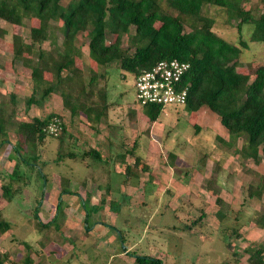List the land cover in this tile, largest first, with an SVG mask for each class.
Masks as SVG:
<instances>
[{"label":"rangeland","instance_id":"1","mask_svg":"<svg viewBox=\"0 0 264 264\" xmlns=\"http://www.w3.org/2000/svg\"><path fill=\"white\" fill-rule=\"evenodd\" d=\"M68 1L62 0L61 3L66 5ZM240 2L245 8L251 9L253 16L264 10L262 0ZM167 11L171 14L175 13L172 9ZM204 14L213 19V30L217 34L229 42L237 41L236 21L227 22L222 9L206 6ZM29 24L37 25V21L24 20L22 26H9L2 22L8 33L5 35L6 39L0 38V104L3 105L6 122L5 129L0 132V186L9 182L11 187L7 191L10 192L8 198L10 200H3L6 199L3 196V199L0 198L2 218L18 227L38 224L34 209L41 199L43 190H47L42 196L43 203L53 212L52 204L55 202V197L51 196V193L56 187L55 183L59 182L57 177L61 179L60 188L77 190L76 183L90 174L123 173V166L112 160H105L102 167V165L98 166L95 159H88L89 165L86 166L80 159L64 154L72 151L78 155L85 144H93L100 148L103 158H106L108 150L113 153L123 151L121 144L129 149L136 133L138 135L136 154L148 167L146 172L131 168L134 177L139 178L131 179L129 182H139L144 185L141 187L144 191L140 189L139 196L135 192L137 198L134 203L140 210L129 212L124 204L119 203L118 198L110 206L87 204L83 208V215H88L87 220L91 226L94 221H101L104 224L110 222L121 230L123 243L113 244L114 247L120 250L126 245L131 249L126 257H114L107 264H138L135 260L137 255H159L164 264H250L246 260L247 251L257 246L264 248V222L262 226L257 223V216L264 215V196L248 198L246 186L248 183H255L257 176L264 173V157L255 164L252 160L240 156L236 149L246 140L245 136L228 145L229 138L218 115L205 106L196 112H189L184 105L168 104L163 107L157 119L149 123L135 100L134 77L123 72L117 61L109 66L96 67L88 56L85 34L78 35L77 44L82 49V55L76 59V65L84 67L86 79L88 70L96 72L98 84L105 86L107 100L112 105L111 110L114 109L105 121L113 123L114 128L110 129L109 134L116 142L109 145L102 138L106 129L101 123L97 124V133H92L95 136L91 137L88 131H84L83 123H79L84 116L76 113L73 116L74 129L71 131L76 135V141L64 139L58 142L56 138L49 136L36 148L25 145L26 151L31 153L27 158L30 164H19V170L16 171V176L19 177L10 179L16 160L12 143L17 140L15 135L17 123L34 117H45L51 112L61 115L62 120L65 118L62 114L65 108L57 90L43 99L39 98L41 92L38 90L35 93L36 102L31 105L25 103L31 94L33 83L27 69L11 63L8 42L10 33L27 38ZM250 31V24L242 26L241 35L247 41L248 48L242 51L235 68L240 73L248 74L251 79L256 65L264 63V42L248 41ZM56 35L60 43L61 24H58ZM113 39V34H106V42H111ZM126 44L127 37L124 35L123 46ZM50 47L48 41L41 44V48ZM45 76L50 78L48 73ZM68 76L69 74L64 71L63 77L66 79ZM10 94L14 96L13 101L9 99ZM115 126L120 129H115ZM5 139L7 140L3 142ZM200 152L205 153L206 159L203 165L200 163ZM171 154L175 158L172 159ZM132 160V157L128 156L127 162L131 164ZM38 167L47 174L44 186L41 185L42 173L38 174ZM35 177L39 184L38 181L33 180ZM109 183L115 191L117 180L111 179ZM172 209L179 210L178 213L181 212L183 219L186 217L185 211L192 218L203 212L202 226L183 231L171 229V225H180L172 217ZM149 213H151L150 221H148ZM68 218L66 212L59 211L53 220L52 228L58 232L60 241L65 238L63 224ZM34 229L37 232V229ZM18 234H20L19 229L14 235ZM227 234H230L231 249L226 247L224 236ZM5 235H7L6 231H0V258L7 245L8 239L6 240ZM81 248L82 246L80 247L77 242H70L71 258L66 255L64 260L69 259L68 263L72 260L71 264L106 263L105 253L98 252L95 245H89L86 252H81Z\"/></svg>","mask_w":264,"mask_h":264},{"label":"trees","instance_id":"2","mask_svg":"<svg viewBox=\"0 0 264 264\" xmlns=\"http://www.w3.org/2000/svg\"><path fill=\"white\" fill-rule=\"evenodd\" d=\"M61 1L0 0L1 39H6L8 33L2 22L9 26H22L24 20L37 21V25L29 24L27 38L10 33L8 42L11 63L27 69L33 83L31 94L25 100L27 105L36 102L35 93L38 90L41 92L40 99L57 90L63 107L71 117L79 113L87 121L98 123L107 115L111 104L107 102L105 86L98 84V74L88 70L86 79L84 67L76 65V59L82 55V49L77 44L78 35L85 34L88 56L96 67L109 66L117 61L119 68L131 74L134 80L159 60L176 58L188 62L189 69L182 78V85L187 87L184 107L189 112H196L205 106L217 114L228 135V145L245 136L246 140L236 149L244 159L258 164L264 157V63L256 65L251 79L248 74L240 73L235 68L242 51L248 48L247 41L241 35L243 25H251L248 41L264 42V10L253 16L251 9L241 5V0H69L66 5ZM206 6L222 9L227 22L236 21L238 39L235 43L225 40L213 30V19L204 14ZM167 9L175 13L171 14ZM58 24L62 25L60 43L56 35ZM107 33L114 35L111 42H106ZM124 35L127 37L126 46H123ZM45 41L51 44L50 48H41ZM64 71L69 74L66 79L63 77ZM46 73L50 78H46ZM9 99L14 100L13 94H10ZM140 107L149 123H153L163 109L157 104ZM3 112V105L0 104V132L6 125ZM53 116L60 120V130L56 135L44 130ZM15 135L17 140L12 143V149L16 160L10 179L19 177L16 176L19 164H30L27 158L31 153L26 151L25 145L36 148L49 136L58 142L77 139L67 130L61 115L52 112L45 117L19 121ZM136 145L137 137L129 149L121 144L123 151L109 153L106 158L92 147L82 149L78 155L72 151L64 155L78 158L86 166L89 165L88 159H95L98 166L105 160H112L120 163L127 175L131 173L132 167L146 172L148 167L136 154ZM128 156L133 159L131 164L127 162ZM171 158L175 156L171 154ZM205 159V153L200 152L201 165ZM37 171L38 174L42 173L41 185L44 186L47 174L42 172L41 167ZM256 179L255 183L246 186L248 198L264 196V173ZM0 187V198L6 197L7 200H3L9 201V182ZM39 205L40 201L34 209L36 218ZM178 212L172 210V217L180 225H171V229L183 231L202 226L203 212L192 218L185 211L184 219ZM257 217L258 225L262 226L264 215L259 214ZM8 228L9 222L1 216L0 231L5 232ZM120 235L123 238L121 231ZM229 236L227 234L224 237L226 247L231 249ZM247 252L248 263L264 264L262 246ZM135 260L138 264H164L162 259L152 255H137Z\"/></svg>","mask_w":264,"mask_h":264},{"label":"crops","instance_id":"3","mask_svg":"<svg viewBox=\"0 0 264 264\" xmlns=\"http://www.w3.org/2000/svg\"><path fill=\"white\" fill-rule=\"evenodd\" d=\"M107 102L111 104L109 100H107ZM111 109L112 105L108 108L107 115L101 119V122L96 123L87 121L85 117L79 121V123H83L84 131H88L91 137L95 136L94 134L97 133V124L101 123L106 129V133L102 135V138L109 145L116 142L113 136L109 134L110 129L114 128V125H112L113 123H111V121H105V118L114 112V109ZM62 114L65 116L63 122L67 130L71 132L74 129L73 125L75 118L71 117L66 109H63ZM115 129L120 128L115 126ZM135 136L137 137L138 135L135 133ZM135 136L132 142L136 138ZM89 147L96 148L100 151V148H98V146H93V144H85L83 149L86 150ZM107 152L108 154H113V152H109V150ZM121 173L122 172L111 174L102 172L100 175L90 174L76 183L78 186L77 190H71L65 187L60 188L61 179L57 177L59 182L55 183L56 187L51 193V196L55 197V202L52 204L53 212L43 203L42 196L47 191L44 190L41 195L40 205L37 208L38 224L19 225L18 227L16 224L12 225L9 223V228L6 230L7 235H5L6 240L8 239L6 242V249L4 250L2 258H0L2 264L10 262L18 264H69L72 261L68 263V260L71 258L70 242H77L80 247L82 246L81 252L88 251L89 245H95L98 252L105 253V264L114 257H126L131 252L129 246L124 245L120 250L116 246H113V244L116 243H123L120 229L115 228L114 224L110 222L104 224L101 221H94L91 226L87 220L88 215H83V208L85 205L91 204L95 206L102 204L104 206H110L113 201L116 202V198L119 199V203L127 207L126 210L129 212H133L136 209L137 211L140 210L139 206L134 203V200L137 198L135 192H137L136 194L139 196L140 189L144 191V189L142 190L141 188L143 184L139 182H129L131 179L139 178L138 176L135 178V174L130 173L127 175L124 172ZM111 179L117 180V189L115 191L112 189V184L110 186L109 182ZM33 180L38 181L36 177ZM37 184H39V181ZM59 211L63 213L66 212L67 218L69 217L67 222L63 224L65 238L61 241L58 232L52 228L53 220L58 215ZM150 218L151 213L148 215V221H150ZM34 228L37 229V232L34 231ZM18 229L20 230V234L14 235L15 231ZM42 230H44V233H42ZM90 238L92 240H89ZM66 255L69 259L65 261L64 258ZM155 257L161 259L159 255ZM83 263L81 262L79 264Z\"/></svg>","mask_w":264,"mask_h":264},{"label":"built area","instance_id":"4","mask_svg":"<svg viewBox=\"0 0 264 264\" xmlns=\"http://www.w3.org/2000/svg\"><path fill=\"white\" fill-rule=\"evenodd\" d=\"M188 69V62L176 58L159 60L135 78L136 102L140 106L148 104H157L162 107L168 104L184 105L187 87L182 85V78ZM44 130L56 135L60 130V120L56 116L51 117L44 126Z\"/></svg>","mask_w":264,"mask_h":264},{"label":"bare ground","instance_id":"5","mask_svg":"<svg viewBox=\"0 0 264 264\" xmlns=\"http://www.w3.org/2000/svg\"><path fill=\"white\" fill-rule=\"evenodd\" d=\"M59 118V117H58Z\"/></svg>","mask_w":264,"mask_h":264}]
</instances>
